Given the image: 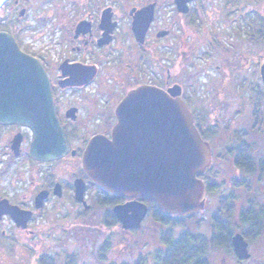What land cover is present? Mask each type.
<instances>
[{"label": "flooded vegetation", "instance_id": "obj_1", "mask_svg": "<svg viewBox=\"0 0 264 264\" xmlns=\"http://www.w3.org/2000/svg\"><path fill=\"white\" fill-rule=\"evenodd\" d=\"M260 3L261 0H222V15L230 23L219 22L217 13L210 12L212 24L208 28L215 33L206 49L197 54L191 35L187 37L185 33L206 27L202 16V11L206 10L204 0L2 2L0 30L11 33L21 50L39 59L46 70L66 149L57 156H38L32 152L33 127L26 123L0 121V264H3L6 247L10 248L11 244L21 240L35 241L55 236L56 232L51 227L57 223L65 231L73 230L80 235L79 228L86 220L92 221L103 213L104 222L101 224L104 227L119 226L129 234L141 228L150 209H154L149 204L152 200L137 197L147 202L148 212L139 227L124 229L113 208L132 197L111 193L98 185L87 174L83 155L93 136H111L118 120L117 105L131 89L144 84L165 90L179 85L180 96L191 110L196 127L211 146L210 165L199 175L205 183L202 195L204 208L183 216L166 214L170 215L167 220L179 229L190 220L199 223L196 215L209 205V196L217 193L220 206L211 214L210 220L212 229H218L219 233L221 227L229 223V216L241 199L242 203L237 206L239 230L230 229L231 237L241 232L248 241L251 255L248 258L237 256L238 262L253 257L251 242L264 230V202L259 199V194L264 198V188L258 199L250 189L252 183H257L264 175V150L259 155L251 152L253 141L243 124L264 134V95L260 87L262 82L264 84L261 75L264 58L259 54L254 60L250 52L244 55L243 39L255 44L264 38L261 20L264 19V5ZM144 9H147V16L139 17V12ZM164 10L170 16L163 19L159 14ZM31 15L33 19L28 20ZM138 20L148 23L142 36L134 29V21ZM31 26L43 27L49 39L43 44L23 39L24 32ZM229 29L237 33L243 31L244 34L237 35V39L223 38L219 30ZM172 32L175 37L172 51L168 52L164 47L165 38ZM39 34L41 32L37 36ZM197 56L204 60V64L214 65L217 72L211 73L209 78H198ZM244 62H248L247 66L251 62L257 63L251 71V79L245 74ZM220 127L230 129L225 136L227 140L236 141V145L227 146L221 156L232 159L237 171L247 175L232 178L231 183L233 187L240 188V194L233 188L226 192L223 187L219 191L220 184L215 181L218 177L213 168L214 139ZM240 127L242 130H238ZM237 159L246 160L242 165L236 162ZM251 175L257 176V180L249 179ZM80 182L84 188L78 194L77 184ZM207 182L212 186L208 187ZM221 203L232 209L227 211ZM102 207H106L103 212ZM153 220L163 226L167 222L164 216H155ZM217 233L207 236L183 229L174 233V239L179 240L182 234L211 237ZM31 245L35 247L33 243ZM34 252H38L37 264H58V254ZM68 256L66 264H70ZM147 261L146 257L141 258L142 263Z\"/></svg>", "mask_w": 264, "mask_h": 264}, {"label": "water", "instance_id": "obj_2", "mask_svg": "<svg viewBox=\"0 0 264 264\" xmlns=\"http://www.w3.org/2000/svg\"><path fill=\"white\" fill-rule=\"evenodd\" d=\"M141 16H147V9L139 12ZM147 24L134 21L135 32L142 36ZM261 75L264 80V64ZM116 114L111 136L97 134L88 142L83 165L106 191L132 197L113 208L122 227H139L147 214V202L137 197L154 201L164 214L183 216L204 208L205 183L199 175L210 165L211 146L181 98L180 86L133 88L117 105ZM0 121L33 127L32 152L38 156L53 157L66 149L44 66L5 30H0ZM83 188V183L77 184L78 194ZM231 242L238 257H250L241 232L234 233Z\"/></svg>", "mask_w": 264, "mask_h": 264}, {"label": "rangeland", "instance_id": "obj_3", "mask_svg": "<svg viewBox=\"0 0 264 264\" xmlns=\"http://www.w3.org/2000/svg\"><path fill=\"white\" fill-rule=\"evenodd\" d=\"M204 3H206V10L202 11V16L205 19L206 27H197L195 31H192L191 33H185L187 37L191 35V41H193V44L197 49V54L206 49L209 39L215 33L208 28L209 25L212 24V18H209V14H211L210 12L213 13L214 11L217 13L218 20H220L219 22H223L225 24L230 23L225 19L224 14L222 15V0H204ZM260 4L264 5V0H261ZM263 14L264 13H262V15ZM168 15L169 14L167 11L164 10L160 12L159 17L164 19L167 18ZM27 19L32 20V15L28 16ZM261 20L264 23V19ZM166 21L167 23H172L169 22L170 20ZM42 28L43 27L39 28L36 26H31L30 29L28 28L24 32L23 39L31 41L35 44L45 43L49 37L46 31H44ZM219 31L220 35L225 39H237V35L240 36L241 33H243V31L237 33L231 29ZM39 32H41V34L37 36ZM174 37L175 34L172 32L168 37L165 38L164 47L166 51L168 50V52L169 50L172 51L171 46L173 45ZM243 48L245 51L244 55H247L250 52L253 55L254 60L255 58L259 57V54L262 55L261 58H264V38L255 42V44H252V42H249V40L245 38L243 39ZM204 63V60L197 56L196 76L198 78H209L211 73L217 72V70L214 68V65L211 66V64ZM244 64L245 74H248L247 76H249L251 79V71L253 68L257 67V63L251 62L249 66H247L248 62H244ZM260 87L261 93L264 95L263 82L261 83ZM246 91L248 92V89H246ZM245 118L248 120L247 116H245ZM243 125L244 128L246 127V129L249 130V139L253 141L251 152L256 155L261 154V152L264 150L263 132H256L255 130L254 132L252 131L253 129L251 130L248 128L246 123ZM241 127L238 128V130H242ZM227 133H230V129L223 127L217 128L218 136L214 139V148L216 149V153L213 160V168L216 169V177L218 178L215 181L219 182L220 184L218 187L219 191L223 190V187L227 189L226 192L233 188L235 192L240 194V188L233 187L231 183L232 178L236 176L247 175H242L239 171H237V167L233 165L232 159H223L221 156V154L226 150L227 146L236 145L235 139L227 140L225 138ZM248 178L257 180V176L251 175L248 176ZM255 183H252L253 187L250 190L256 193L258 199L259 192L261 191L262 193V189L264 188V175H261L259 181H257L256 184ZM229 184H231V186H229ZM259 195V199L264 202L263 195ZM209 198V205L196 215V220H199V223H196L194 220H190L184 227L181 226V229L178 227L175 228L173 222L167 219V222L164 226L154 222L153 217H161L157 213L155 214L154 209H150L149 213L144 218L143 225L134 234H129L122 231L119 226H114L111 228L102 226L101 223L104 222L102 218L103 213H101L98 218L92 219V221L87 222L86 220L82 225V228H79L80 235L74 233L73 230L72 232L69 230L65 231L62 229V225L57 223L51 227V229L56 232L55 236L53 234L52 236L45 237V239L35 241L32 239L21 240L22 242L20 243L16 242V244H11L10 248L6 247L4 251L5 253L3 255V264H37L38 252L35 253V250L39 252L42 251L45 253H50L54 256L58 254V264H66V255H69L67 261L69 259L68 262L70 264H152L154 261L153 256L155 255L156 251L164 248L163 237L165 231H167L168 235H172L173 238L174 233L176 234L183 229H189L207 236L218 232V229H212L210 220L211 214L215 212L220 206L217 193H215L213 197L210 195ZM241 203V199L240 202L237 201L233 213L229 216L230 221L227 225L232 231L239 230H237V224L239 223V212L237 206H239ZM103 209L105 210L106 207L101 208L102 212ZM87 218L91 219L90 216H87ZM55 222L58 221L56 220ZM82 232L84 235H82ZM31 243H33L35 247L32 246ZM251 251H253V257L240 263L238 262V257L235 252L232 249H229L228 246L210 244L207 246L206 252L201 259L202 263L204 264H264V230L260 237L251 242ZM58 252H60L61 255ZM144 257L148 259L146 263L141 262V258Z\"/></svg>", "mask_w": 264, "mask_h": 264}, {"label": "trees", "instance_id": "obj_4", "mask_svg": "<svg viewBox=\"0 0 264 264\" xmlns=\"http://www.w3.org/2000/svg\"><path fill=\"white\" fill-rule=\"evenodd\" d=\"M245 160L237 159L236 162L243 165ZM207 185L208 187L212 186L209 182ZM149 204L158 215L164 216L166 219L170 217V215L161 213L154 201H150ZM224 207L227 208V211L232 209L230 206ZM231 234L229 226L226 225L221 227V232L214 234L211 238L200 234H182L176 241L172 235H168L165 231L163 241L166 247L156 251L152 264H204L201 258L210 244L228 246L229 249L233 250Z\"/></svg>", "mask_w": 264, "mask_h": 264}]
</instances>
